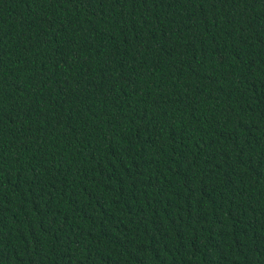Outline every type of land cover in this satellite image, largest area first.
Returning <instances> with one entry per match:
<instances>
[{
    "label": "trees",
    "instance_id": "obj_1",
    "mask_svg": "<svg viewBox=\"0 0 264 264\" xmlns=\"http://www.w3.org/2000/svg\"><path fill=\"white\" fill-rule=\"evenodd\" d=\"M0 264H264V0H0Z\"/></svg>",
    "mask_w": 264,
    "mask_h": 264
}]
</instances>
